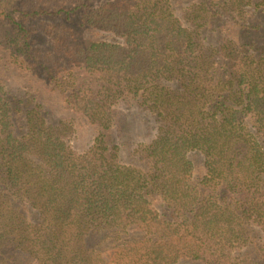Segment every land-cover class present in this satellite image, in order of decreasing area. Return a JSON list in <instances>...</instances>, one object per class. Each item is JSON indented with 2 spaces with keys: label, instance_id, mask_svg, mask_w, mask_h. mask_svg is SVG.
Instances as JSON below:
<instances>
[{
  "label": "trees",
  "instance_id": "obj_1",
  "mask_svg": "<svg viewBox=\"0 0 264 264\" xmlns=\"http://www.w3.org/2000/svg\"><path fill=\"white\" fill-rule=\"evenodd\" d=\"M0 264H264V0H0Z\"/></svg>",
  "mask_w": 264,
  "mask_h": 264
},
{
  "label": "rangeland",
  "instance_id": "obj_2",
  "mask_svg": "<svg viewBox=\"0 0 264 264\" xmlns=\"http://www.w3.org/2000/svg\"><path fill=\"white\" fill-rule=\"evenodd\" d=\"M179 8L182 9L181 6H179ZM100 36L105 37V38H111V36H109V35H105V34H100ZM17 82H18L17 77L14 76V77L11 78V84L13 85V86H12L13 89H17V87H18ZM15 83H16V85H15ZM139 129H140V126H138V125H134V126L132 127V131L129 133V137H130L131 141H133L131 147L136 146L137 143H138L139 141H141V134H140V132H139ZM137 133H138V134H137ZM147 133H148V134L145 136L144 139H146L147 141H149V140L152 139L153 136H154V133H155L154 127L151 128L149 132L147 131ZM131 147H130V152H131V150H132ZM124 157H125V158H124V162H125V163L134 164V165L139 166V167H140V166H144V163H145V162L142 161V160H140V159H138V158L135 159L134 157H136V154H132V155H130V154L128 153L127 149L125 150ZM194 159L197 161V163H201V160H202V159H201L200 155L195 156ZM157 206H158L159 208H162V202H161V203H158Z\"/></svg>",
  "mask_w": 264,
  "mask_h": 264
}]
</instances>
